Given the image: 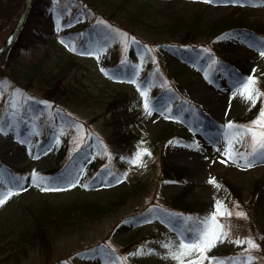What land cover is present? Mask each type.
<instances>
[{"label":"rangeland","instance_id":"rangeland-1","mask_svg":"<svg viewBox=\"0 0 264 264\" xmlns=\"http://www.w3.org/2000/svg\"><path fill=\"white\" fill-rule=\"evenodd\" d=\"M0 1L4 9L8 0ZM23 1L14 0L5 19L11 26ZM232 12L240 13L249 29H264L261 0H30L15 45L0 58L2 73L9 76L0 79V193L18 192L0 206V264H176L162 245L178 244V233L190 237L186 229L215 211L217 200L246 218L223 217L237 235L207 255L223 264H246L250 255L251 263L264 264V163L245 168L242 160L232 163L223 155L230 135L225 125L249 124L264 105V95L255 106L234 96L249 75L264 93V41L224 26L183 46L167 34V17L198 13L202 29ZM110 52L119 58L112 68ZM218 54L226 60L220 68L212 64ZM69 58L76 63L63 82L74 89L57 86L48 72ZM41 59L32 79L23 81L22 70ZM48 80L55 84L49 99ZM137 85L147 93L150 115ZM85 89L95 97L60 95ZM115 91L128 95L129 121L119 130L124 136L114 135L113 112L103 110ZM249 143L246 137L233 148L247 152ZM139 149L150 153L142 157L143 167L129 162ZM161 157L186 167L188 175L181 181L162 178ZM54 162L59 170L52 169ZM34 171L53 187L80 183L41 191L32 183ZM185 187L190 190L182 198L194 212L177 215L171 196ZM42 206L49 210L40 215ZM199 208L207 215L197 218ZM39 215L43 220L29 238ZM246 238L259 247L245 252L246 244L230 242ZM138 249L141 254L130 255Z\"/></svg>","mask_w":264,"mask_h":264},{"label":"snow or ice","instance_id":"snow-or-ice-1","mask_svg":"<svg viewBox=\"0 0 264 264\" xmlns=\"http://www.w3.org/2000/svg\"><path fill=\"white\" fill-rule=\"evenodd\" d=\"M205 2H211V0H205ZM230 2L237 3L239 0H230ZM261 3H264V0H261ZM98 23L103 24L104 22L98 21ZM116 31L118 33V30ZM132 42L135 43L134 38ZM84 54L92 55L91 52ZM260 55L264 56V51H261ZM254 72L255 69H253V73ZM133 75H135V72ZM128 82L137 84L135 79H130ZM137 87L140 91V95L145 99V111L150 115L151 111L149 110L147 93L146 91L141 90L139 85H137ZM235 95H239L244 100L251 102L252 106H255L257 99L261 95H264V93H261L258 89L257 79L255 76L249 75L244 78L242 87L238 89L237 93H234V96ZM17 106H19L18 103L14 102L13 107ZM225 128L230 130V135L226 141L227 146L223 152V155H225L228 160L232 163H237L238 160H242L244 162L243 167L245 168H251L256 162L264 163V105L261 106L257 117L249 124L234 125L231 121H229V123L225 125ZM246 137L250 141L248 145L250 150L247 152H239L235 150L233 145L243 143ZM144 155H150V153L147 149H139L129 162L139 167H143L144 164L142 157ZM221 162L224 163L225 161ZM116 182H119V180ZM32 183L34 186L40 187L41 191L58 192L76 187L80 181L79 179L68 181L66 188L53 187L50 186L49 178L41 177L34 171L32 174ZM209 183L219 188V185L216 183L214 178H210ZM83 186L87 187V185ZM19 188L20 190H26L22 184L19 185ZM17 194V191H13L11 189L0 193V206H3L10 197ZM233 215L246 218V213L243 211H230L227 206L224 205L223 201L217 200L215 203V211L210 213L203 220H198L195 227L186 229L187 232L191 233L190 237H185L183 233H178L182 236L178 244L175 242H169L162 245V247L168 249L167 258H171L176 262V264H204L206 260L208 261V264H223L222 261L215 257H209L207 254L215 248L218 243H224L228 240L230 236V230L225 224L220 222L218 217H231ZM230 242L246 244L247 248L245 249V252H250L252 249L259 247V245L251 238H246L244 240L236 239ZM139 254H141V250L138 249L136 253H132L130 255ZM252 259L253 257L250 255L247 257L248 264H251ZM233 264H236V262H233Z\"/></svg>","mask_w":264,"mask_h":264},{"label":"trees","instance_id":"trees-1","mask_svg":"<svg viewBox=\"0 0 264 264\" xmlns=\"http://www.w3.org/2000/svg\"><path fill=\"white\" fill-rule=\"evenodd\" d=\"M14 4H15L14 0H8L6 2V4H5V6H4V9H3V6H2L3 4L0 1V18L2 19L1 24H0V34L1 35L6 34L12 28L10 19L9 20H5V19L9 18L12 15L11 9L14 8ZM57 6H58L59 9H63L61 4H58ZM26 15H27V13L24 14V17L22 19L20 28L18 30L17 37L10 44L9 48H11V47H13L15 45V43H16V41L18 39V36H19V32H20V30H22V26H23V24H24V22L26 20ZM86 16L89 17V14H86ZM200 21H201V17H200V15L198 13H194V14L189 15V16L181 15V16H170V17H167L166 23H168V25L170 26V29L168 30V33L167 32L166 33L169 34L171 37L172 36H177L178 38H180L181 41L177 42L180 46L186 45L188 43L192 44L193 43L192 41L195 38H201V37H204V36L208 37V36H210L212 34H215V33H217V31L222 26H224L223 29L228 28V29L234 31L235 33H237V32L242 33L245 30L248 33H250V35L253 36L254 38H257V39L260 38V39H262L264 41V29H262L261 27H259V28L252 27L251 29H249V26H247L243 22V17L240 15V13H237V12H232L228 16L223 17L219 22H217V23H215L213 25L207 26L205 28H202V29L200 28V24H201ZM45 55H46V53H45ZM1 56H0V58H1ZM108 57H109V60H110V62H109L110 68L115 67L117 65V63L119 62L118 56L114 52H110ZM42 61H43V59L38 61V63H36L35 65L29 66L28 68L26 67L27 69L24 68V70H22L21 76H22L23 81H28V80L32 79L31 75H33V74H31V73H35L37 71L39 65L41 63H44ZM225 61L226 60L221 58V55L218 54L217 57H214V60L212 61V64L215 67L220 68L222 63H224ZM73 63H76V62H73L71 60V58H69L66 61H63V60L60 61L56 65V69L55 68L48 69L49 74H52V75H50V78L52 80H54V81L57 80V86H60L61 88L65 87L66 89H68L69 86H70V88L73 87L70 84L63 82L64 78L66 77V74H67L68 70H70L71 67H73ZM13 66H15V63L14 62H10L9 65L7 66L8 72L12 73L11 69H12ZM0 71H1V73L3 71L1 66H0ZM146 75L147 74H143L144 77H146ZM39 76H41V74H39ZM0 79L1 80L9 79L8 73H2ZM36 81L38 83H42L41 80H36ZM54 81L52 82L51 80H48L46 82L45 87H44V89H45L44 91L48 90V92L46 91L44 93L47 96V97H45L47 99H49L50 97L54 96V94H55L54 92L51 91V90H55ZM72 89H74V88H72ZM49 90H50V92H49ZM75 91L72 90V93L68 92L69 94H66L65 92L64 93H60V95H63V96H66V95L70 96L71 95L72 97H75V98H80L81 97L80 95H83L84 97H87V99L89 98V100L93 99L92 97H95L92 92H90V91H88L86 89L84 91H82V92H77V91L75 92ZM63 96H61V97H63ZM127 97H128V95H127L126 92H124V91H115L114 93H112L110 95V98L107 101L108 104H105L103 106L104 113H106V109H107L108 112H113V119H114V124H115L116 132H117V133H114L115 136L118 135V134L122 135V136L125 135L123 132H119V130H120V127H121L122 124H126L129 121V117H130V114H129L130 112L127 110ZM51 101H54V100L51 99ZM105 102H106V100H105ZM59 113H60V115H61L63 120L65 118L67 119L68 114H66L65 112H62V111H59ZM119 119H120V121H119ZM117 143L118 144H116L117 145V149H115V153H117L120 156V153H122V152L119 151L118 149H123L124 148V146H123L124 142L122 140H119V142H117ZM118 145H122V146L119 147ZM55 164H56V162H54V164H53L54 166L52 167V169L53 170H57V169L59 170L60 167H58V164H56V165ZM160 175H161L162 178H165V179L181 181L183 177L188 175V170H187L186 167H184L182 165L173 164L172 162L168 161L166 159V157H161V172H160ZM183 189H181V191H182L181 193L178 192V194L171 196V201L170 202L172 203V205H174L172 209L175 210L176 214L180 213L183 210L184 211H189L190 213L194 212V210H192V209L190 210V208L192 206V203H190L189 201L184 200L182 198L183 194L187 193L190 189L187 188V187H185ZM44 209L46 210V212H48L47 210H49V209H47L46 206H42L38 210V213H40V215H41L42 211ZM64 212L66 213L67 210L66 211L64 210ZM196 212L198 213L197 214L198 215L197 218H199V217L201 218V217H204V216L207 215V212L205 211V209H202V208H199V210H196ZM65 213H64V215H65ZM177 215H179V214H177ZM37 218H42V216L37 217ZM220 218H221L220 219L221 223L225 224L228 227V229L230 230L229 238L235 237L237 235L236 234V230H234L232 228L231 221L229 220V218H223V217H220ZM42 220H43V218L37 220L36 223L34 222L32 230L26 233L29 238L35 233L36 229H38L37 223L41 224ZM234 232H235V234H234ZM246 264H248V263H246ZM251 264H255V263H251Z\"/></svg>","mask_w":264,"mask_h":264},{"label":"water","instance_id":"water-1","mask_svg":"<svg viewBox=\"0 0 264 264\" xmlns=\"http://www.w3.org/2000/svg\"><path fill=\"white\" fill-rule=\"evenodd\" d=\"M29 2L30 0L23 1V4L21 6L20 13H19L17 20L15 21L14 25L12 26L9 33L5 36V38L2 41H0V56L10 46V44L15 40Z\"/></svg>","mask_w":264,"mask_h":264},{"label":"bare ground","instance_id":"bare-ground-1","mask_svg":"<svg viewBox=\"0 0 264 264\" xmlns=\"http://www.w3.org/2000/svg\"><path fill=\"white\" fill-rule=\"evenodd\" d=\"M8 163H10V162H8Z\"/></svg>","mask_w":264,"mask_h":264}]
</instances>
